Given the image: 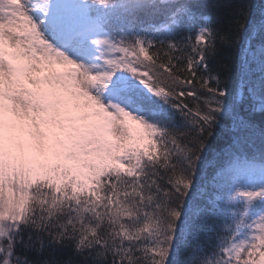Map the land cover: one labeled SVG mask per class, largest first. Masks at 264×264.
Listing matches in <instances>:
<instances>
[{
	"label": "snow or ice",
	"instance_id": "obj_1",
	"mask_svg": "<svg viewBox=\"0 0 264 264\" xmlns=\"http://www.w3.org/2000/svg\"><path fill=\"white\" fill-rule=\"evenodd\" d=\"M0 264H264V4L0 0Z\"/></svg>",
	"mask_w": 264,
	"mask_h": 264
},
{
	"label": "rangeland",
	"instance_id": "obj_2",
	"mask_svg": "<svg viewBox=\"0 0 264 264\" xmlns=\"http://www.w3.org/2000/svg\"><path fill=\"white\" fill-rule=\"evenodd\" d=\"M69 107L76 108V107H80V105L78 103H76L75 101L70 100L69 101Z\"/></svg>",
	"mask_w": 264,
	"mask_h": 264
},
{
	"label": "trees",
	"instance_id": "obj_3",
	"mask_svg": "<svg viewBox=\"0 0 264 264\" xmlns=\"http://www.w3.org/2000/svg\"><path fill=\"white\" fill-rule=\"evenodd\" d=\"M257 4H264V0H255Z\"/></svg>",
	"mask_w": 264,
	"mask_h": 264
}]
</instances>
